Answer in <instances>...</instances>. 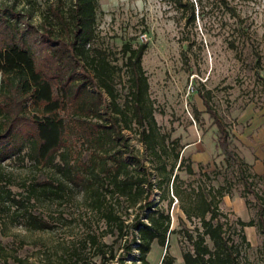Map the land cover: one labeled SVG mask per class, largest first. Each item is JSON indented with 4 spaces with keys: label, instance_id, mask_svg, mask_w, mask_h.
Wrapping results in <instances>:
<instances>
[{
    "label": "trees",
    "instance_id": "1",
    "mask_svg": "<svg viewBox=\"0 0 264 264\" xmlns=\"http://www.w3.org/2000/svg\"><path fill=\"white\" fill-rule=\"evenodd\" d=\"M74 2L66 11L60 5L49 6L39 28L31 31L38 38L36 54L21 25L6 13L29 26L28 19L14 7L0 5L4 210L14 208L29 230L49 231L52 223L43 214V202L61 205L80 195L85 218L79 215L78 231L50 245L47 263L153 264L147 254L155 240L159 245L168 243L169 233L175 231L170 227V209L176 205L190 224L179 217L183 264H240L238 243L233 233L226 232L219 205L225 194H231L233 183L245 179L248 164L230 148L229 132L205 93L199 91L217 125L216 144L233 172L229 186L212 183L220 175L217 169L200 162L195 170L192 159L181 154L179 139L161 131L141 64L146 43L124 42L120 48L124 59L117 64L105 48L93 45L95 0ZM122 70L127 81L123 99L116 80ZM127 131L144 145L146 159ZM20 154L51 173L37 177L18 196L2 182L5 160ZM257 175L264 177V172ZM257 212V221L237 219V223L241 228L255 225L264 235V209ZM106 236L110 239L104 240ZM240 238L245 240L244 233ZM165 252L161 263L174 264V255ZM23 261L0 238V264Z\"/></svg>",
    "mask_w": 264,
    "mask_h": 264
},
{
    "label": "rangeland",
    "instance_id": "2",
    "mask_svg": "<svg viewBox=\"0 0 264 264\" xmlns=\"http://www.w3.org/2000/svg\"><path fill=\"white\" fill-rule=\"evenodd\" d=\"M73 3L74 0H0V5L12 6L28 19L29 26L9 11L6 13L23 28L33 54L38 52V38L31 31L39 28L49 6L60 5L66 11ZM94 4L93 45L105 48L121 64L124 42L146 43L141 64L161 131L179 139L183 145L181 154L192 159L195 170L200 162L208 169H217L220 175L212 183L229 186L234 181L233 172L226 167L225 153L216 144L217 125L199 91L205 93L229 132L230 148L248 164L245 179L235 181L231 194H225L219 205L225 213L222 220L227 221L226 232L233 233L238 243L240 264H264V235L255 225L241 228L237 223V219L257 221V210L264 209V177L257 175L264 172V0H95ZM121 72L116 80L123 99L127 81ZM127 133L146 159L137 135ZM4 172L2 185L18 196L26 193L37 177L51 173L36 167L22 154L5 160ZM178 172L187 178L184 170ZM158 194L156 190L155 198ZM80 201V195L61 205L44 201L43 214L51 221L52 229L40 232L25 228L19 213L14 208L4 210L0 199V238L10 252L24 260L15 264H49L46 259L50 245L70 231H78L79 215L85 218ZM170 213V227L175 231L169 233L165 245L156 240L152 243L147 257L153 264H163L161 258L166 250L174 255V264H183V225L179 217L184 219V214L176 205ZM184 222L190 225L185 219ZM241 233L245 240H241Z\"/></svg>",
    "mask_w": 264,
    "mask_h": 264
}]
</instances>
